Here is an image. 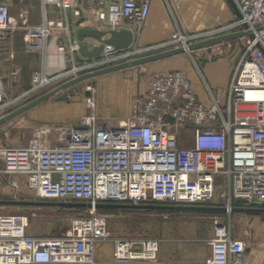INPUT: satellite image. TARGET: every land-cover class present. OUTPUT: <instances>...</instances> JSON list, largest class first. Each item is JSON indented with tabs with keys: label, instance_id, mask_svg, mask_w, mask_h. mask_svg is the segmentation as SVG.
Here are the masks:
<instances>
[{
	"label": "built area",
	"instance_id": "built-area-1",
	"mask_svg": "<svg viewBox=\"0 0 264 264\" xmlns=\"http://www.w3.org/2000/svg\"><path fill=\"white\" fill-rule=\"evenodd\" d=\"M38 1L42 22L34 27L28 15L12 16L11 0H0V39L24 28L28 49L44 56L25 97L41 96L90 70L153 51L105 46L99 57L78 65V41H72L70 26L71 15L82 16L78 0ZM113 1L107 12H98V19L116 25L123 19L143 22L150 15V0ZM233 2L240 16L235 13L231 23L192 34L175 19L170 39L155 49L183 47L192 55L187 50L191 44L243 32L227 41L240 54L224 98L215 94L202 65L193 59L208 102L199 98L184 71L156 73L149 78L147 93L135 99L129 118L116 125L100 124L95 87L89 82L83 87V93H91L84 95L89 114L71 124L44 127L45 136L37 133L25 146L0 147L2 176L13 187L19 185L15 177L23 176L39 201L93 207L78 209L63 236L33 235L28 216L0 215V264H167L160 260L158 238L112 237L108 212L95 208L101 203L225 208L217 214L227 216L228 224L215 221L210 256L177 264H252L249 243L234 236L232 210L264 205V0ZM61 31L68 36L67 46L58 43ZM51 46L56 53L49 51ZM12 103L0 76V118ZM108 241L113 242L114 259L101 263L97 246Z\"/></svg>",
	"mask_w": 264,
	"mask_h": 264
},
{
	"label": "crops",
	"instance_id": "crops-1",
	"mask_svg": "<svg viewBox=\"0 0 264 264\" xmlns=\"http://www.w3.org/2000/svg\"><path fill=\"white\" fill-rule=\"evenodd\" d=\"M175 1L180 3L179 23L183 28H188L194 33L214 30L231 23L234 19L235 12L227 0ZM150 2L151 12L145 21L134 22L123 19L114 25L109 20L98 19V12H107L114 3L113 0H106L104 2L103 0H78L77 6L83 12L84 16L80 18L74 17L73 15L70 16L72 41H78L77 31L80 28H98L102 30H121L128 28L133 31L135 36L134 45L130 48L131 51L138 49L153 50L143 56L163 52L164 49H155L161 48L160 46L170 39L176 29L175 20L166 0H150ZM90 3L100 5L95 6L93 9L89 6ZM56 16L60 19L62 14L56 13ZM59 35L60 39L58 43L65 46L69 45L67 34L61 31ZM88 43L90 48L98 44L93 40H89ZM231 44L232 41L213 46L210 53H207V49H200L192 52V55L185 52L148 63L141 66V68L136 67L141 69L138 70L139 72L141 71L140 78L136 76L133 79H125L124 76L128 73L124 74V71H128V69L102 76V85L104 88H99V91L102 93L103 99L105 100L106 98L107 104L111 105L112 115L115 117L118 116L115 121L109 124L116 125L132 115L135 99L147 93L149 78L152 74L156 73H164L171 70L184 71L188 75V78L191 79L193 90L199 98L204 102H208L207 92L203 86L198 70L194 65V60L199 62L200 66L202 65L200 58L207 59L206 61L202 60L206 64L201 67L203 68L205 77L207 74L210 78L211 84L208 81L209 84L214 89L216 95L224 98L240 54L239 50L230 47ZM49 49L51 53H56V46H51ZM75 57L78 65L88 64L92 61V59L84 57L80 51L76 52ZM43 61L44 56L41 51L28 49L26 30L24 28L9 32L5 39H0V63L3 64H1L2 67L0 66V76L4 78L8 98L13 102L8 108V113L39 97L37 95L25 97V93L31 86V79L34 72L42 66ZM97 86L96 84V89ZM72 99L73 102L69 107L62 106L64 104L57 102L55 99H49L18 117L25 115L26 119L28 118L35 122H44L45 124L43 123L40 129H36L32 137L37 133L45 136L43 131L44 127L52 124H71L86 115L84 95L82 98ZM74 99L76 103H74ZM75 105L79 106L75 107ZM76 110L77 112L74 115L73 113ZM32 137L26 138V135L21 134L17 145L20 147L27 145ZM19 178L24 183L23 177ZM262 233H264V229H262ZM234 236L237 239L248 242L245 230L241 231L235 228ZM247 250L251 255L252 264H264V240H261L254 246H249Z\"/></svg>",
	"mask_w": 264,
	"mask_h": 264
},
{
	"label": "rangeland",
	"instance_id": "rangeland-1",
	"mask_svg": "<svg viewBox=\"0 0 264 264\" xmlns=\"http://www.w3.org/2000/svg\"><path fill=\"white\" fill-rule=\"evenodd\" d=\"M171 6V13L174 20L180 15V3L175 0H168ZM100 4L90 3L89 6L94 9ZM12 16L19 17L20 15H28L30 26L41 24L42 7L38 0H11ZM84 14L82 12L83 17ZM57 17V16H56ZM175 20V25H177ZM180 28L185 33L191 32L188 28L185 29L179 23ZM2 63H0V66ZM144 66V65H143ZM141 68V67H139ZM100 69V68H99ZM97 70V69H96ZM136 67L124 71L128 73L124 78L141 77ZM90 70L88 72H93ZM144 74V73H143ZM233 74V72H232ZM208 81L211 84L210 78L206 74ZM232 77V75H231ZM102 76L85 81L86 83L95 81V111L100 124H109L118 117L112 115V107L107 104L106 98L103 99L99 88H104L102 85ZM72 91V98H82L84 89L76 90V87L68 89ZM74 99V101H75ZM52 100V99H51ZM56 102V101H55ZM73 99L67 103L62 102L69 107ZM78 102V101H77ZM76 103V101L74 102ZM79 105H75L78 107ZM86 114L89 110L86 108ZM77 110L74 111V115ZM24 116V117H23ZM16 117L4 124L1 129L3 133L0 135V147L2 145L16 146L21 134L27 137H32L36 129H40L44 122H35L26 119L25 115ZM45 124V123H44ZM52 124L49 126H56ZM62 125V124H59ZM64 125V124H63ZM48 127V126H47ZM185 146L186 144H182ZM22 147V146H21ZM3 162L0 157V200H31L39 201L34 194L28 189L25 182V177L16 176L15 179L19 185L13 187L9 181L2 176ZM23 177V181L21 178ZM19 178V179H18ZM78 209L63 208V207H15V206H0V215H26L30 219V232L41 236H63L68 234L71 228L72 220L79 215ZM228 224V217L217 213L205 212H172V211H146V210H117L107 213L108 229L112 237H154L161 240L160 243V260L167 264L177 263H198L203 262L211 254V240L215 236V221ZM233 229L247 230L248 243L254 246L261 240H264V214L262 215H240L233 216ZM96 259L99 262L110 263L114 259L113 242L108 241L97 246Z\"/></svg>",
	"mask_w": 264,
	"mask_h": 264
},
{
	"label": "water",
	"instance_id": "water-1",
	"mask_svg": "<svg viewBox=\"0 0 264 264\" xmlns=\"http://www.w3.org/2000/svg\"><path fill=\"white\" fill-rule=\"evenodd\" d=\"M234 12L240 16V12L233 2V0H227ZM244 35L243 32L231 33L222 35L216 38L207 39L198 43L191 44L188 51H196L200 49H207V53L212 51V47L218 44L225 43L229 40L236 39ZM77 40L80 53L86 58H97L99 57L105 46H111L115 51H125L130 49L135 42V36L132 30L128 28H123L121 30L109 29L102 30L98 28H80L77 31ZM89 40L96 41L98 44L92 46L88 43ZM187 52L183 47L173 48L163 52H158L155 54L143 56L137 59L130 61L122 62L116 65L108 66L94 72L83 74L77 78H74L64 84L54 88L53 90L37 97L36 99L28 102L22 107L6 114L0 118V135L3 133L1 127L11 121L12 119L20 116L23 113L31 110L32 108L42 104L43 102L49 99H55L57 102H67L69 103L70 94L72 91L68 89L76 87V90L80 91L83 89L82 83L85 81L94 79L96 77H101L104 75H109L119 71L131 69L134 67H141L148 63L161 60L164 58L172 57L178 54ZM205 60V58H200V62ZM202 62V66L206 63ZM92 86H96V82H90ZM90 92H85L83 95L90 96ZM238 204H248L246 201L238 200ZM0 206H15V207H63L71 209H82V208H93L91 204L84 202H51V201H31V200H0ZM97 210L100 211H112V210H148V211H172V212H205V213H225L227 210L225 208L219 207H194V206H165V205H135V204H98L95 206ZM237 214H246V215H262L264 214V205L255 204L254 207H235L232 210Z\"/></svg>",
	"mask_w": 264,
	"mask_h": 264
},
{
	"label": "trees",
	"instance_id": "trees-1",
	"mask_svg": "<svg viewBox=\"0 0 264 264\" xmlns=\"http://www.w3.org/2000/svg\"><path fill=\"white\" fill-rule=\"evenodd\" d=\"M112 211H117V210H112ZM135 211H140V210H135ZM146 211H148V210H146ZM107 212H110V211H107Z\"/></svg>",
	"mask_w": 264,
	"mask_h": 264
}]
</instances>
